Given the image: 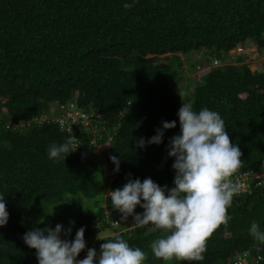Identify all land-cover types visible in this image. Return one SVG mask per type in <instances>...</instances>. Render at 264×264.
I'll return each mask as SVG.
<instances>
[{
    "label": "trees",
    "instance_id": "1",
    "mask_svg": "<svg viewBox=\"0 0 264 264\" xmlns=\"http://www.w3.org/2000/svg\"><path fill=\"white\" fill-rule=\"evenodd\" d=\"M124 2L0 0V196L8 212L0 264H37L22 240L33 228L59 223L71 227L69 240L80 227L84 239L120 231L106 222L107 192L129 178L171 188L167 144L179 133L182 103L221 116L241 153L232 176L264 168V62L253 72L233 54L241 45L264 55V0H136L127 10ZM61 107L97 116V136L80 119L62 125ZM166 121L176 127L159 145L137 147ZM109 138L105 154L93 153ZM65 141L71 153L49 159L48 146ZM110 156L119 159L118 172ZM65 201L75 218L67 227L56 211ZM227 215L206 238L203 261L167 264H264V242L248 234L252 221L264 230V187L234 195ZM120 216L114 210L108 221ZM151 227L120 235L146 253L145 264H165L150 245L167 233Z\"/></svg>",
    "mask_w": 264,
    "mask_h": 264
},
{
    "label": "clouds",
    "instance_id": "2",
    "mask_svg": "<svg viewBox=\"0 0 264 264\" xmlns=\"http://www.w3.org/2000/svg\"><path fill=\"white\" fill-rule=\"evenodd\" d=\"M135 2L125 0L122 8L130 9ZM74 113L79 112L75 110ZM85 115L91 118L87 129L93 137L97 136V116ZM177 117L179 133L172 136L167 144V156L173 159V186H159L151 178H144L143 181L129 178L121 188L107 192L112 209L104 214L106 222L112 229L121 228L118 232L107 231L105 236L93 238L91 243L83 238V227L75 231L71 240L67 238L71 227L65 229L59 223L53 227L26 231L22 240L29 249L35 250L37 264H145L146 253L139 247L129 246L120 235L140 226H152L151 230L163 229L167 233L150 245L152 255L165 264L173 259L203 261L206 238L220 225L227 224V209L234 195L250 194L252 188L264 187V183L256 185L251 180L244 187L240 183L235 185L233 181L242 174L251 175L262 172L264 168L244 170L232 176L241 167V153L236 144L230 143L224 121L216 111L201 108L197 112L190 103H182ZM175 127L176 121L161 122V128L155 130V135L147 142L140 138L136 142L137 147L142 149L145 143L159 145L164 130ZM110 141L109 138L107 143L99 144L97 149L101 150L98 152L105 154ZM69 146L70 141L50 144L48 158L64 160L66 155L63 154L71 153ZM109 160L114 166L113 171L118 172L120 161L117 156H110ZM137 206L143 210L142 213L134 214ZM114 210L121 214L120 221H108ZM7 220L5 200L0 196V227L5 226ZM69 223L71 225L72 222ZM248 234L254 240L264 242V230L256 221L250 222ZM108 237L111 238L103 240L98 251L94 249L99 241Z\"/></svg>",
    "mask_w": 264,
    "mask_h": 264
},
{
    "label": "rangeland",
    "instance_id": "3",
    "mask_svg": "<svg viewBox=\"0 0 264 264\" xmlns=\"http://www.w3.org/2000/svg\"><path fill=\"white\" fill-rule=\"evenodd\" d=\"M251 49H254V48H251ZM240 57L242 58V56H240ZM244 57H245L244 62L247 63L248 68L251 71H253V72L257 70L258 65H260V64H262L264 62V55L262 56V53H258V51H256L255 49H254V52H250L249 55L248 54H244L243 58ZM151 58H152V56H151ZM206 70H207L206 68L202 69L199 72L198 75L203 74ZM183 83H184L183 87L189 85L187 80H185ZM180 93H182V92H180ZM83 121L84 122L88 121L86 116L83 117ZM103 147H105V146H102V148ZM100 150H101L100 148H98V149L96 148L93 153H96V152H98ZM71 205H72L71 202L65 201V202L62 203L61 209L59 211L56 210L57 214H59V216H62L60 218L63 220V224L66 227L69 226V224H70L69 222L73 223V221L75 220V218H73L72 211L70 213H68L69 212V207ZM89 206L85 209L86 210L85 213H89V212L92 211V209H90L91 207H89ZM106 234H107V232H104V233H93V235L90 236L89 238H87L86 241L91 243L93 238H101V237L105 236Z\"/></svg>",
    "mask_w": 264,
    "mask_h": 264
},
{
    "label": "built area",
    "instance_id": "4",
    "mask_svg": "<svg viewBox=\"0 0 264 264\" xmlns=\"http://www.w3.org/2000/svg\"><path fill=\"white\" fill-rule=\"evenodd\" d=\"M250 52H254V49H251L249 47H246V46H237L236 49L233 51V54L237 55V56H244V54H248ZM246 56V55H245ZM261 65V64H260ZM258 65V66H260ZM264 72V70H263ZM71 109V107H70ZM61 110L64 111V112H67L66 113V116H65V120L62 121L60 120L61 124L63 125L64 122L67 120V123L68 121H82L85 125H90V122H91V118L90 116H87L85 114H82V113H74L73 111H67L65 108L61 107ZM87 118V122H84L83 121V117ZM80 119V120H78ZM65 123V124H67ZM251 182H254L256 183V185H261L264 183V170L262 172H255V173H252L251 175L249 174H242L240 176H238L233 182L235 185H238L240 183L241 187H244V186H247V182L250 181ZM113 225H117V223H113Z\"/></svg>",
    "mask_w": 264,
    "mask_h": 264
}]
</instances>
